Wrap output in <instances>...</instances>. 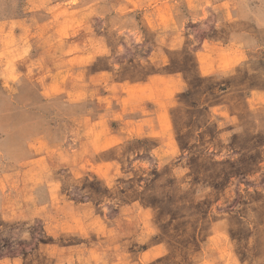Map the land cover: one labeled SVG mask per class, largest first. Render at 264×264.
<instances>
[{
    "label": "rangeland",
    "instance_id": "1",
    "mask_svg": "<svg viewBox=\"0 0 264 264\" xmlns=\"http://www.w3.org/2000/svg\"><path fill=\"white\" fill-rule=\"evenodd\" d=\"M134 1L0 0V187H22L21 171L37 167L45 177L35 184L61 189L54 207H30L27 217L0 224V249L23 264H255L264 251V0H148L205 18L220 10L207 37L228 41L223 25H234L233 53L242 61L205 78L188 65L191 87L172 110L181 145H168L166 164L138 159L164 151L146 139L119 149L107 143L97 155L69 143L86 133L79 120L55 144L32 139L67 123L43 86L64 72L71 50L88 44L95 54L100 36L112 39L108 30L120 41ZM71 41L79 46L70 49ZM30 149L44 158L27 160ZM39 215L59 219L60 232H44ZM231 215H249L248 231ZM246 247L250 255L236 259L234 250Z\"/></svg>",
    "mask_w": 264,
    "mask_h": 264
},
{
    "label": "crops",
    "instance_id": "2",
    "mask_svg": "<svg viewBox=\"0 0 264 264\" xmlns=\"http://www.w3.org/2000/svg\"><path fill=\"white\" fill-rule=\"evenodd\" d=\"M142 1L138 0L136 3L135 0L133 6L128 9L137 11L126 15V24L122 29L124 32L121 33L120 41L115 40L114 35L108 30L112 39L100 36V40L97 39L95 45L99 50L95 54H91L93 45L89 49L88 44L84 47L79 46L75 41L68 44L70 49L79 46L80 50H71L66 57L65 62L68 64L64 72L60 73L52 83L43 86L47 91L43 92L45 96L57 98L56 103L60 105L59 112L65 114L63 117L67 123L49 132L43 129L37 132L35 127L33 134L35 135L36 132L37 134L32 139L40 138L45 141L50 139V143L55 144L59 137L57 135L59 133L60 136L65 135L64 130L72 128L71 124L79 120L85 123L86 133L82 137L84 139L68 140V142L88 145L91 154H100L102 151L99 152V148L107 143V145L117 144L119 149L120 144L144 143L146 139L154 143L156 148L164 151L154 149L148 153H139L138 159L158 161L159 165L161 161L163 165L173 158L165 150L168 145H171L172 149L173 145H181L180 140L173 135L175 119L172 110L181 106L178 97L187 94L191 87L188 65L193 64V70L199 78L228 73L231 68L234 69L242 62L237 61V53H233L238 34L235 31L231 32L230 29L234 25L229 23L223 25L230 33L228 41L222 42L215 35L207 37L209 32L219 27L217 17L220 16V10L208 9L210 14L205 18L206 15L202 10L196 13V9L192 11L185 8L177 13L167 4L150 6L148 0H144L148 3ZM111 15L110 13L109 16ZM112 16L115 18L111 21L122 19L118 17L120 15ZM232 35L234 40L231 39ZM116 36L118 37L117 34ZM228 49L232 50L229 51L228 56L221 55L222 51ZM83 58V62L78 61ZM229 60L231 61L228 67H224ZM51 84L54 86L53 92L49 93L48 88ZM43 135L45 138H41L44 137ZM95 136H98L97 139ZM61 141L63 142V139ZM108 150L113 151L108 148L105 152ZM96 155L93 157L96 158ZM43 158L44 153L39 154L33 149L28 151L29 161ZM44 175L45 173L39 168L31 167L21 171L22 187H0V224L7 223L13 218L19 220L27 217L30 207L37 209H44L47 205L54 207L55 199L61 189L39 187V183H34L35 180L44 178ZM24 176L27 177L26 182ZM247 207L251 205L246 204ZM39 216H42L44 232L53 236L60 232L59 219ZM230 220L246 227L251 222V217L231 215ZM260 223L264 224L263 216ZM248 228L247 226V231ZM259 239L263 246L264 226L260 228ZM12 254V249H0V264H23L20 259L13 258ZM233 255L236 259L241 255L247 257L250 255L249 249L246 247L241 254L234 250ZM259 257L255 259V264H264V251Z\"/></svg>",
    "mask_w": 264,
    "mask_h": 264
}]
</instances>
